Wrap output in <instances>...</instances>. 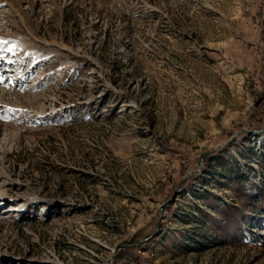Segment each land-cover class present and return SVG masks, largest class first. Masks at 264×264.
Listing matches in <instances>:
<instances>
[{
  "label": "rangeland",
  "instance_id": "1",
  "mask_svg": "<svg viewBox=\"0 0 264 264\" xmlns=\"http://www.w3.org/2000/svg\"><path fill=\"white\" fill-rule=\"evenodd\" d=\"M0 41V264H264V0H0Z\"/></svg>",
  "mask_w": 264,
  "mask_h": 264
},
{
  "label": "water",
  "instance_id": "2",
  "mask_svg": "<svg viewBox=\"0 0 264 264\" xmlns=\"http://www.w3.org/2000/svg\"><path fill=\"white\" fill-rule=\"evenodd\" d=\"M225 144H227V142H224V143L220 144V145L217 146L214 150H211V151L206 152V153H214L215 151L219 150V149H220L222 146H224ZM206 153L202 154L201 158H203L204 155H205ZM119 249H120V246L116 248V250H115V252H114V254H113V256H112V258H111L109 264H113L114 255L117 253V251H118Z\"/></svg>",
  "mask_w": 264,
  "mask_h": 264
},
{
  "label": "bare ground",
  "instance_id": "3",
  "mask_svg": "<svg viewBox=\"0 0 264 264\" xmlns=\"http://www.w3.org/2000/svg\"><path fill=\"white\" fill-rule=\"evenodd\" d=\"M17 208L16 207H12L10 210H16Z\"/></svg>",
  "mask_w": 264,
  "mask_h": 264
},
{
  "label": "snow or ice",
  "instance_id": "4",
  "mask_svg": "<svg viewBox=\"0 0 264 264\" xmlns=\"http://www.w3.org/2000/svg\"><path fill=\"white\" fill-rule=\"evenodd\" d=\"M0 43H6L5 41H0ZM12 49H9V51H11Z\"/></svg>",
  "mask_w": 264,
  "mask_h": 264
}]
</instances>
